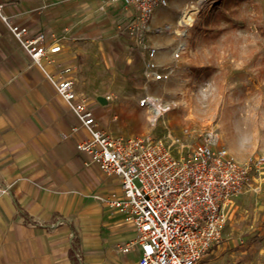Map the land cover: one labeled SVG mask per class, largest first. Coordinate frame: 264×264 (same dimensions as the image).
<instances>
[{
    "label": "crops",
    "instance_id": "0c3cea01",
    "mask_svg": "<svg viewBox=\"0 0 264 264\" xmlns=\"http://www.w3.org/2000/svg\"><path fill=\"white\" fill-rule=\"evenodd\" d=\"M192 2L168 0L154 11L146 32L148 48L155 49L150 58L127 34L133 8L100 0H0L2 14L26 27L28 38L42 35L43 44L60 46L61 52L44 60L45 70L58 76L70 68L67 77L78 94L85 96L86 89L98 100L158 103L170 99V91L155 86L168 85L170 76L154 80L145 63L155 64L158 73H178L185 63L180 19ZM90 106L110 134L100 121L103 108L91 100ZM144 108L154 113L147 106L131 109ZM73 125L74 116L0 18V264L136 263L134 252L119 251L135 235L124 214L105 201L121 197L120 179L84 164L76 150L80 136L63 138ZM216 247L199 263L210 264Z\"/></svg>",
    "mask_w": 264,
    "mask_h": 264
},
{
    "label": "built area",
    "instance_id": "2783aa9c",
    "mask_svg": "<svg viewBox=\"0 0 264 264\" xmlns=\"http://www.w3.org/2000/svg\"><path fill=\"white\" fill-rule=\"evenodd\" d=\"M100 1L133 8L127 34L134 47L153 57L155 49L148 48L146 32L154 11L167 6L168 0ZM0 18L74 116L76 125L63 138L79 135L76 150L85 157L84 164L120 179L121 197L113 194L105 199L135 230V237L119 248L120 253L138 251L135 264H198L221 241L233 200L253 189L264 168V154L239 162L223 147L214 148L209 141L189 145L170 131L165 137L108 134L99 128L89 101L75 91L67 77L71 69H61L58 76L45 70L44 60L61 52L60 46L43 44L42 35L28 38L26 27L11 23L2 14L1 4ZM179 52L174 53L175 58ZM145 71L154 80L172 74V70L156 72L151 61L145 63ZM139 106L154 108L155 118L163 110L150 98L140 99Z\"/></svg>",
    "mask_w": 264,
    "mask_h": 264
},
{
    "label": "rangeland",
    "instance_id": "374dc122",
    "mask_svg": "<svg viewBox=\"0 0 264 264\" xmlns=\"http://www.w3.org/2000/svg\"><path fill=\"white\" fill-rule=\"evenodd\" d=\"M192 1L197 11L179 27L185 63L168 85L155 86L170 91V99L159 102V116L131 109L142 108L139 99H106L103 107L90 91L83 94L103 108L100 121L110 135L165 137L170 131L189 145L209 141L244 162L264 154V0ZM215 246L210 264H264V168L253 189L231 203Z\"/></svg>",
    "mask_w": 264,
    "mask_h": 264
},
{
    "label": "bare ground",
    "instance_id": "6f19581e",
    "mask_svg": "<svg viewBox=\"0 0 264 264\" xmlns=\"http://www.w3.org/2000/svg\"><path fill=\"white\" fill-rule=\"evenodd\" d=\"M200 1V0H199ZM202 2V1H201ZM196 6L195 5H190L182 14L181 19H180V25H187V23L189 21H191L193 19L192 15L194 14L196 10ZM179 33V32H178ZM183 31H181L180 34H182Z\"/></svg>",
    "mask_w": 264,
    "mask_h": 264
},
{
    "label": "trees",
    "instance_id": "16d2710c",
    "mask_svg": "<svg viewBox=\"0 0 264 264\" xmlns=\"http://www.w3.org/2000/svg\"><path fill=\"white\" fill-rule=\"evenodd\" d=\"M214 246H215V245H214ZM214 246H212L209 250H211ZM209 250H208V251H209ZM71 251H72L73 253L75 252V247H74V245L71 246Z\"/></svg>",
    "mask_w": 264,
    "mask_h": 264
},
{
    "label": "water",
    "instance_id": "95a60500",
    "mask_svg": "<svg viewBox=\"0 0 264 264\" xmlns=\"http://www.w3.org/2000/svg\"><path fill=\"white\" fill-rule=\"evenodd\" d=\"M99 101H100L101 103H105V102H106V100L103 99V98L99 99Z\"/></svg>",
    "mask_w": 264,
    "mask_h": 264
}]
</instances>
